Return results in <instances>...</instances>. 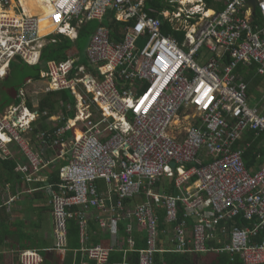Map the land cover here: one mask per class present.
I'll use <instances>...</instances> for the list:
<instances>
[{
  "label": "built area",
  "instance_id": "obj_1",
  "mask_svg": "<svg viewBox=\"0 0 264 264\" xmlns=\"http://www.w3.org/2000/svg\"><path fill=\"white\" fill-rule=\"evenodd\" d=\"M256 1L164 0L168 8L154 11L148 0H47L53 10L44 18L23 0H0V100L13 61L42 64L40 77L18 87L19 104L0 110V158L16 161L29 186L17 196L6 187L0 209L43 193L55 220L51 250H70L75 221L80 251L97 264H131L130 253L155 264L157 252L225 251L264 264V165L252 172L250 144L240 146L264 133V0ZM110 13L125 25L120 40L104 25ZM44 19L52 35H41ZM89 23L98 28L86 61L42 60L55 37L77 42ZM254 66L258 93L240 70ZM55 91L73 99L41 111ZM239 218L253 224H229ZM91 221L108 245L89 244ZM137 234L146 246L137 247ZM113 251L123 259L110 262ZM17 252L21 264L45 260L39 249Z\"/></svg>",
  "mask_w": 264,
  "mask_h": 264
},
{
  "label": "trees",
  "instance_id": "obj_2",
  "mask_svg": "<svg viewBox=\"0 0 264 264\" xmlns=\"http://www.w3.org/2000/svg\"><path fill=\"white\" fill-rule=\"evenodd\" d=\"M210 5H213L211 1H209ZM168 8V5L164 3V0H148L147 2V9H152L154 11L157 10H162ZM219 11H224V6L219 5L217 8ZM104 25L109 28L113 36L115 38H119V40L123 37V28L125 25L117 23L114 20V15L109 14L106 18V21ZM98 28V25L96 23H89L85 27H83L80 31V36L79 40V48L81 51H83V46H85L88 41L91 39L92 35ZM58 40L57 44H49L47 45L42 52V60L47 61V60H68L67 53L63 52L60 50L59 45L62 44V42H68L70 41L69 39H66L64 37H56ZM84 56V55H83ZM81 56V60L86 61L85 58ZM14 63L23 64L26 67L30 68V73L31 77H40V71L42 64L38 65H29L23 60L18 61H13L12 63V72L11 74L4 80L3 85L1 86V92H2V98L0 100V110H3L5 107L9 106L6 105V101L4 100V97H7L12 100L9 96V87L12 85H20L21 84V79H19V75L17 74V71L14 67ZM244 73H247V70L250 72L247 73V79L250 81V89L251 93H258L259 92V87L261 86V82L263 80V77L258 73V68L257 66L252 67L251 69L246 68V67H241V69ZM17 77V79H16ZM19 80V81H18ZM20 83V84H19ZM57 98L61 99H67L71 98L73 99V96H71V93L69 91H55L51 94L49 97H44V99L41 101V106L40 109L41 111L45 110L46 107H52L54 110L56 109L55 106L57 103H53ZM74 102L76 100L74 99ZM42 130H46L47 128H51V125L44 123L41 127ZM250 144L249 147H246V152H245V160L248 165V168L252 172H257L259 169L264 165V133L260 134V136H256L252 133H249L246 135L245 139L240 142L241 145L247 146ZM18 163L16 161H6L0 158V185L3 187H8L11 183V185H15L17 181H21L20 175L16 172ZM53 183L58 184L60 181V176L59 172H56L53 175ZM23 183V181H22ZM5 185V186H4ZM5 187V188H6ZM14 188V187H13ZM169 194L171 196H176L178 192L174 189L171 188L169 190ZM36 197V200H40L44 198V195L42 193H36L34 195ZM25 198H28L26 196ZM130 204V203H129ZM128 204V205H129ZM255 223V222H254ZM192 224H195L193 221ZM230 225H245V226H250L251 222H247L244 218H239L237 222H230ZM92 229L95 227L93 223H91ZM121 229H124L122 225H120ZM160 228L161 231L166 230L167 231V225L165 224V213H161L160 216ZM0 232L3 234V238L10 237L13 235H16L17 240H19L20 243H25L27 240L32 241L33 243H37L34 238L28 237L25 231H23V228L19 225L12 224L11 222V216L9 215V210L7 208H2L0 209ZM79 236V229L78 225L75 221L72 222L71 224V230H70V237L71 238H78ZM137 247L141 248L143 246H146V240L141 239L137 235ZM103 240H98L96 241L97 243L95 244H101ZM100 242V243H99ZM106 244V243H102ZM109 244V243H108ZM107 244V245H108ZM214 245H218L217 243H212ZM41 252H44L45 250L40 248L39 249ZM203 257L202 254H196V253H177V252H157L155 254V264H198L197 260L198 257ZM123 259V252L119 251H113L111 255L110 262H113L115 260H121ZM130 261L131 264H138V253H130ZM211 264H246L241 255H232L229 252H221V253H216L214 258L211 260Z\"/></svg>",
  "mask_w": 264,
  "mask_h": 264
},
{
  "label": "crops",
  "instance_id": "obj_3",
  "mask_svg": "<svg viewBox=\"0 0 264 264\" xmlns=\"http://www.w3.org/2000/svg\"><path fill=\"white\" fill-rule=\"evenodd\" d=\"M90 40L88 41V45L90 43ZM59 47L60 50L67 53L68 59H70L73 56L75 57L83 56V51H81L79 48V42H74V41L62 42V44L59 45ZM85 56L86 55H84L83 57L85 58ZM28 77L30 76H27L25 81L28 79ZM25 81H23L20 85H22ZM18 86L12 85L8 89L9 96L10 98H12L13 101V103L10 106L17 105L20 102L17 91L16 93L14 91V87L18 88ZM35 100L38 101L37 98H35ZM60 101L61 100L59 98L53 101V103H57V105L55 106L56 108L55 110L52 107H46V108L49 109L50 112H56V111L59 112V108L61 106ZM35 106H37V102L33 104V108L30 107V109H34ZM40 106H41V102H40ZM43 124L44 122H40L39 123L40 127ZM8 185H11V183ZM12 186L13 187L15 186L13 188L14 196H17L21 194V192H25L29 190V186L22 183V180L21 181L18 180L17 183ZM5 187L0 185L1 197L4 196V193L6 191ZM34 195L35 194L30 195L33 199V203L36 204L38 207H43V209L32 211L29 210L27 205H24V203L20 205L22 199L24 202L25 200L29 201L28 198L30 197L25 198L26 196L29 195L20 196L13 205L4 208H7L9 210V215L11 216L12 224L21 226L23 228V231H25L24 233H26L28 237L34 238V240H36L37 243H33L32 241L29 240H27L25 243H20L19 240H17L16 235L7 237L6 239L3 238V234L2 232H0V264H21L17 251H19L20 249H40V248L42 249V247L45 250V254L44 252L41 253L44 255L45 260L41 264H97L96 261L85 258L82 252L80 251L81 236H80L79 227H78L79 229L78 238L70 237V241H69L70 250H68L65 253L51 250V248L56 247L55 220L53 215V209L50 207L49 201H47L46 196H44L43 199L36 200V197ZM16 206L19 207L23 206L25 207V209H23L22 211L21 208L17 209ZM93 225H95L93 229H92V225L90 226L89 244H95L97 243L96 241L98 240H103L102 243L108 244L110 242L108 235H105L104 232L100 229V227L96 223L93 222ZM137 235L139 237H143L140 234Z\"/></svg>",
  "mask_w": 264,
  "mask_h": 264
},
{
  "label": "rangeland",
  "instance_id": "obj_4",
  "mask_svg": "<svg viewBox=\"0 0 264 264\" xmlns=\"http://www.w3.org/2000/svg\"><path fill=\"white\" fill-rule=\"evenodd\" d=\"M146 42H147V38H143V40L140 43V47H143L146 44ZM87 48H88V43L85 46H83V55H86ZM13 68H15L16 71H17L16 75L20 74L19 75V79H21V81H20L21 83L23 81H25L27 76L31 75L30 68L26 67L23 64L17 65V63H14V67ZM11 72H12V69H11ZM16 79H17V77H16ZM39 99H43V97H39ZM4 100L6 101L5 102L6 105L10 106L13 103V101L11 99L7 98V97H4ZM29 104H30V107L33 108V105L30 102H29ZM28 197H30V198H28L29 201L25 200V202H24L23 199H22V201L20 202V205L24 203V205H27L28 209L32 210V211L43 209V207H38L36 204L33 203V199H32V197L30 195ZM0 204H2V197L1 196H0ZM16 208L17 209L21 208L22 211H23V209H25V207H23V206L22 207L16 206ZM166 242H167V239H164L163 244L166 245ZM202 255H203V257L197 256L198 257L197 263L198 264H211V260L216 255V252H210V253L202 254Z\"/></svg>",
  "mask_w": 264,
  "mask_h": 264
},
{
  "label": "bare ground",
  "instance_id": "obj_5",
  "mask_svg": "<svg viewBox=\"0 0 264 264\" xmlns=\"http://www.w3.org/2000/svg\"><path fill=\"white\" fill-rule=\"evenodd\" d=\"M23 6L27 13L32 16L42 15L44 18L52 13V5L47 4V0H23ZM55 27L50 25L49 21L43 20L41 23V35H52ZM80 136V133L78 132Z\"/></svg>",
  "mask_w": 264,
  "mask_h": 264
},
{
  "label": "water",
  "instance_id": "obj_6",
  "mask_svg": "<svg viewBox=\"0 0 264 264\" xmlns=\"http://www.w3.org/2000/svg\"><path fill=\"white\" fill-rule=\"evenodd\" d=\"M252 4L255 6L256 8V4H257V1L256 0H251ZM9 76V75H8ZM14 91L16 93V87H14ZM173 166H175V164H173Z\"/></svg>",
  "mask_w": 264,
  "mask_h": 264
},
{
  "label": "clouds",
  "instance_id": "obj_7",
  "mask_svg": "<svg viewBox=\"0 0 264 264\" xmlns=\"http://www.w3.org/2000/svg\"><path fill=\"white\" fill-rule=\"evenodd\" d=\"M166 9V8H165ZM81 57V56H80ZM10 75V74H9ZM19 87V86H18ZM18 88H16V91H17Z\"/></svg>",
  "mask_w": 264,
  "mask_h": 264
}]
</instances>
